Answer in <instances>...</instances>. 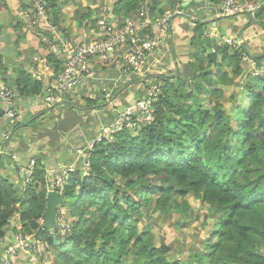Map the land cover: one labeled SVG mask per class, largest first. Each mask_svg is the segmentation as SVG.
Instances as JSON below:
<instances>
[{
  "label": "trees",
  "instance_id": "16d2710c",
  "mask_svg": "<svg viewBox=\"0 0 264 264\" xmlns=\"http://www.w3.org/2000/svg\"><path fill=\"white\" fill-rule=\"evenodd\" d=\"M31 1L0 0V14L11 13L17 5L31 9L37 0H33L34 5ZM38 1L48 25L64 34L61 8L63 1L72 0ZM223 1L203 0L215 7ZM253 1L262 5L256 17L263 19L264 0ZM89 3L100 9V0H81L75 12L78 26L98 32L100 20H92L96 10L89 8ZM182 4L180 0H114L113 15L117 21L113 20V24L117 22L115 27L120 30L127 20H138L144 9L157 20ZM189 8L181 7L183 11ZM188 19L194 24L193 30L187 32L191 33L192 51L185 69L188 72L183 73L180 65L163 75L145 76L141 85L144 91L136 94L135 99L141 100L149 89L148 82L161 84L159 99L152 105L154 120L138 124L135 129L124 127L109 141L95 144L86 160L89 176L77 169L64 181L60 190L62 206L75 220L66 233L59 222L56 235L41 224L45 220L48 180L40 159H35L32 176L26 175L24 180L15 181L0 172V240L4 242L7 236L12 239L9 244L3 243L0 264L8 248L18 243V237L23 241L30 237L26 242L28 250L36 248L37 239L53 248V264H264V87L257 88L260 78H242V48L236 50L222 41L216 43L209 37L210 24ZM23 29L21 23L6 28L16 32ZM5 34L0 30V43ZM38 34L63 50L51 32L39 29ZM30 35L31 28L25 36ZM6 39L9 44L10 38ZM20 40L18 37L17 46ZM39 46L48 53L47 63L56 80L64 70L66 54L57 53L42 42ZM214 49L216 52H211ZM27 54L29 59L14 69L20 75L11 88L15 103L29 92L38 96L43 89L25 72L29 65L37 68L32 61L37 52ZM7 70L5 64L0 66V78L5 82ZM241 80L239 97L236 94L231 99L227 110L218 101ZM207 102L214 103V107L205 109ZM96 105L90 101L88 109ZM7 108L15 112L13 106L0 101V119L6 118ZM45 116L27 127L40 123ZM10 121L7 120L9 132H20L23 126L16 117L13 126ZM136 129L138 137L133 138L132 130ZM117 178L121 179L120 185ZM49 181H56L55 171ZM191 200L204 207L202 216H194ZM154 215L161 217L163 224L172 222L179 230H187L197 220L206 237L201 240L200 230L196 238L188 236L184 240L185 248L177 249L176 254L171 249L167 252L163 241L157 244ZM54 237L59 244L54 243ZM24 254L18 248L13 259Z\"/></svg>",
  "mask_w": 264,
  "mask_h": 264
},
{
  "label": "crops",
  "instance_id": "0c3cea01",
  "mask_svg": "<svg viewBox=\"0 0 264 264\" xmlns=\"http://www.w3.org/2000/svg\"><path fill=\"white\" fill-rule=\"evenodd\" d=\"M182 1L184 2V0H180V2ZM185 4L167 12V14H172L170 26L164 34L157 31L156 34H160L161 42L148 54L147 69L145 64L141 70L144 73L143 75L165 74L167 71L176 70V67L180 65L186 69L192 52L190 48L191 33L187 32L194 28V24L188 19L190 17L194 21L201 20L203 23L210 24L208 30L215 32L221 41L225 40L230 48L236 50L242 48L244 50L245 56L241 63L244 72L242 76L244 78L247 76L260 78L257 88L262 90L264 87V18H252L246 14L222 17L220 16L221 5L215 7L209 2H203V0H195L194 2L188 0L186 6ZM189 6L190 8L187 10L190 12V14H187L188 18H180L185 16L180 12V10L182 11L181 7L186 8ZM184 21H187V23L185 24ZM149 33L151 32H146V34ZM25 34V41L23 42L25 45L20 51L37 52L32 59L33 63L37 64V68L33 69L29 65L28 68H25V72L31 75L34 81L40 82L43 89L38 96H32L29 92V95L16 101L13 105L16 122L21 123L23 126L20 132L16 134L14 131L9 132L7 120L10 119V126H13L15 123L12 120L15 117L0 119V172L15 181L20 178L24 180L27 165L38 158L47 171V182L53 184L49 181V175L52 172L62 168H82L90 150L94 147L95 141L101 136L102 129L109 127L115 121L113 113L124 107L126 108L128 104L135 101L139 90L133 89L134 96L132 100L125 99L131 94V89L128 88L130 82L128 81L131 76H136V74H131L129 77L128 74H125L124 59L122 57L117 64L93 65V78L83 77L81 85L74 92L48 106L45 104V98L50 95L56 77H54V72L47 63L46 50L39 46V34H36L37 39H35L32 32L27 37ZM63 35L66 38L68 37L67 33ZM10 36V34L2 36L0 66L2 67L3 64L7 66V83L13 82L12 87H14L15 80L20 78V75L14 69L21 66L27 59L22 58L17 53L14 59L10 55L5 56L4 47H9L6 38ZM185 38L188 39V43L184 42ZM72 39H68L66 45L76 48L71 44L75 42ZM55 42L58 41L55 39ZM88 42L90 40L82 41L79 45ZM64 43L60 42L59 44L63 45ZM49 48L53 49L52 47ZM60 52H63V50L57 53ZM241 81L243 82V80ZM103 89L108 90V96ZM111 94L112 99L109 100ZM83 100L87 103H83ZM90 101L97 103L92 109L95 112L100 111L99 114L101 115H96L93 111H90L92 109H88V102ZM56 104H59V106L53 108ZM111 106L114 107L113 110H110ZM102 111H106L108 114H104ZM42 115H46L44 120L29 128L27 127ZM53 186L54 184L50 185V189L47 188L48 192L53 190ZM11 240L10 236H7L4 242L9 244ZM4 242L0 240V255L4 251Z\"/></svg>",
  "mask_w": 264,
  "mask_h": 264
},
{
  "label": "built area",
  "instance_id": "2783aa9c",
  "mask_svg": "<svg viewBox=\"0 0 264 264\" xmlns=\"http://www.w3.org/2000/svg\"><path fill=\"white\" fill-rule=\"evenodd\" d=\"M261 9L262 5L253 0H224L221 5L220 16L229 17L247 14L252 18H256ZM176 12L180 13L179 11ZM171 18L172 14H166L163 18L153 20L149 12L144 9L139 13L138 20H127L126 25L120 30H118L115 25L111 26V24L101 21L99 23V38L92 42L79 45L76 48L68 47V45L64 43L62 45L63 52L66 54L64 70L56 79L50 95L45 98V104L48 106L53 105L67 94L74 92L81 85L83 77L93 78V63L96 62L95 60H106L104 63L108 61L116 62L119 57L121 58V56H124L126 61L125 74L137 75L142 73L141 70L147 62L148 54L159 42H161L160 34H156L157 31L161 32V34L166 33L170 26ZM148 31L154 32L155 35H145ZM54 50L58 52L60 48L55 46ZM103 91L107 94L108 90L103 89ZM158 94L159 96L161 94V88L159 87L151 86L147 89L141 100H135L130 103L112 125L102 129V134L97 138L95 144L109 141L114 134L121 131L124 127L134 128V126L138 124L150 123L153 116L152 105L154 102H157ZM0 101L7 107L13 106L15 103L11 88H9L7 82L1 78ZM5 116L13 118L15 117V112L7 108ZM35 164L36 160H32L30 166L26 170L32 174ZM70 170L72 171L71 168ZM57 180L58 185L55 184V186L58 189L56 191L59 192L62 190L63 183L66 180L62 177H57ZM60 221L59 219V224ZM42 222L44 223V221ZM22 244L23 240L18 239L16 245L10 246L4 255V261L9 264L10 252L13 253L11 255L12 259L14 255H17L18 248L25 250V248L21 246Z\"/></svg>",
  "mask_w": 264,
  "mask_h": 264
},
{
  "label": "rangeland",
  "instance_id": "374dc122",
  "mask_svg": "<svg viewBox=\"0 0 264 264\" xmlns=\"http://www.w3.org/2000/svg\"><path fill=\"white\" fill-rule=\"evenodd\" d=\"M80 2H81V0L63 1V6H62L61 9H62V12H63V14L65 16L64 17V21H63V27L66 29L65 33L68 34L67 38L64 37V35L61 34V31H58L56 29V27H53V26L51 27V26L48 25L47 16L45 15L44 10H42L41 1L36 2V5H34V2L32 0L30 3H32L34 5V7L31 8V9H23V8L20 7V5H17V9L12 10L11 13L0 14V28H1L0 30H1V32L2 33H6V35L7 34L11 35L10 37H8V38H10L9 39V47H7V48L4 47L5 48V50H4L5 52L2 50L4 52V54H5V56L10 55L14 59V57H16L17 54H19V55L22 54L21 55L22 58H25V59L28 58V55H29V54H27L28 51H20V50H22V48L25 45V43H23L25 41V39L23 41L21 35H24L29 28H31V32L34 34L35 39L38 38L36 36V34L39 31V29H43V31H46V32L47 31L51 32L54 35L53 39H56V41H58V42H65L66 43V41L68 39L70 40V39L73 38L72 40H75V42H73V43H71L70 41L69 42L72 45H74V47H78L77 45H79L80 42H82V41L85 42L87 40H90V42H92L93 40L98 39L99 38V35H98L99 33L98 32L96 33L93 30L92 31H87L85 28H79V26H78V20H77V18L75 16V12L78 10ZM185 2L187 3L188 0H184V2L182 1L183 4H185ZM113 3H114V0H100V3H99L100 9H97V6L93 5L91 3H89V5L87 4L89 6V8H91L92 10H96V13L94 14L92 20H100V22L101 21L107 22L108 24H111V26L112 25L117 26V22L113 24V20H116V18L113 15ZM187 10H185V11H183V10L181 11L180 10V12H181V14H185V15L190 14V12L187 11ZM168 14H171V13H168ZM14 23L15 24L21 23L24 26L23 31L20 32L18 30L16 32V31H12V30H10V31L6 30V28L8 26L14 25ZM184 23L186 24L187 21H184ZM7 24H9V25L7 26ZM208 33H209V37L213 38L216 43L221 41V39H219V37H217L215 32L209 31ZM145 35L154 36V34H152V32L149 33V34L145 33ZM40 36H41L40 39H38L39 42L45 43V44L53 47L52 46L53 40L52 41L49 40L44 35H40ZM18 37H21V40H20L21 44L17 46L16 45V40H17ZM222 41H223L222 43L227 44L229 46L228 43H225V40H222ZM184 42L188 43V39L185 38ZM183 50H185V49H183ZM211 52H216V50L214 49ZM45 54H48V53L45 51ZM121 58L124 59V65H125L126 61H125L124 56H121ZM121 58L119 57L116 60V62L108 61L106 63H104V61H106V60H103V61L95 60L96 62L93 63V65H95V64H98V65L117 64V63H119ZM218 60L220 62V59H218ZM206 64H207V61H206ZM217 64H219L218 61H217ZM182 69H183V73L188 72V70L185 71V67H182ZM226 71L230 74V76H232V72L229 69H226ZM143 74H144L143 72L140 73V74H137L134 79H130L128 81V82H130V83H128V88L131 89L130 90L131 94L129 95L128 98H125V99H131L132 100L133 96H134V94H133L134 90H139V92L140 91H144V90H142V86L141 85L144 82V80L146 79V78L143 79L146 74L145 75H143ZM139 76H141L142 78H139ZM242 78H244V77H242ZM186 80H189V78H186ZM241 83H242V81H239V84L234 85V86L230 87L228 90H226L225 93L223 94V96L219 99L218 103L223 105V107H225L227 110H229V108L231 106V99L233 97H235L236 94H237V98L239 97V91H241L239 85ZM151 86H156V87L161 88V84L160 83H154L153 84L152 82H148V88H150ZM108 95H109V92H108L107 96ZM111 97H112V94H111L110 98H108V99L111 100L112 99ZM158 99H159V94H158ZM83 103H85V102H83ZM214 105H215L214 103L207 102V104H205L204 108L207 109V110H210V109H212L214 107ZM124 108H122L121 110L113 113L114 116H115V120L123 113V111L125 110ZM113 109H114V107L111 106L110 110H113ZM90 111H93L96 115H101V114H99L100 111L95 112L94 109H92ZM102 112H104V114L105 113L108 114V112H106V111H102ZM119 112H121V113H119ZM153 120H154V116H152L151 122ZM136 127L137 126H134V129ZM132 132H133V138H137L138 137L137 129L136 130H132ZM27 136H29V135H27ZM88 157L89 156H87V158ZM87 158H86V160H87ZM77 169H81L83 171V173H84V176H86V177L89 176V164L87 162H85L82 165V168H73L72 171L70 169H65V168L56 170L55 171L56 181L53 182V184L54 185L55 184L58 185L57 177H62V178H64V180H67L69 175L72 174L73 172L77 171ZM25 173H26V175L28 177L32 176V174L29 173L27 170H26ZM116 182H117L118 185H120L121 184V179L117 178ZM53 184H50L49 182H47L48 189H50V185H53ZM55 191H56V189H55ZM190 204H191V207L193 209H195L194 216H197V215L198 216H200V215L202 216L203 211H204V207L200 208V204L194 202L193 200L190 201ZM58 210H59V214L58 215L61 216L60 217V220H61L60 221V226H61V228H63L62 229L63 232L66 233L70 229V225L73 222H75V220L73 218H71L68 210L65 207H63L62 205L59 207ZM152 218H156L155 221L157 222L156 223V227L153 229L154 233L157 234V237H158L157 244H160L161 241H163L164 245H165L164 249L167 252L171 249L172 252H173L172 254H176L175 251L177 249H179V248L180 249L185 248L184 247V240L187 239L188 236L189 237L190 236H195V238H196V236L199 235V232L201 230L200 229V223L197 220H193L191 225L188 227L187 230L184 229V228H181L179 230V229H176L175 227L172 226V222H170V224L169 223L163 224L162 223L163 221L161 220V217H159L158 215L157 216L154 215V216H152ZM42 223L43 222L41 221V224ZM142 226L143 225L140 224L141 228H142ZM18 228H20V225L18 226ZM57 232L54 231L52 234L56 235ZM60 232L62 234H64L62 231H60ZM200 236H201V240L204 239L206 237V232L204 230H201ZM17 239H19V237ZM28 240H30V237H27L26 240L23 241V244L21 245L22 247L25 248V250H24L25 254L22 257H17L16 259H13V258L11 259V255L13 253L10 252L11 255H10V258H9V264H53L54 257L52 258V253L53 254L55 253L53 248L48 247L46 244H43L41 241H39L37 239V241L34 242V245H36V248L34 250H28V248L26 247V242ZM191 242H193V241H191ZM177 258L183 260V256H181V255H178ZM185 258H186V255H185ZM4 259H5V257H4ZM4 259H3L4 264H8V262H5Z\"/></svg>",
  "mask_w": 264,
  "mask_h": 264
},
{
  "label": "water",
  "instance_id": "95a60500",
  "mask_svg": "<svg viewBox=\"0 0 264 264\" xmlns=\"http://www.w3.org/2000/svg\"><path fill=\"white\" fill-rule=\"evenodd\" d=\"M187 3L185 4V6ZM13 82H8V87L12 88ZM59 104H56L53 108L58 107ZM53 190L48 192L47 194V203H46V210L44 212V228L49 230L53 233L57 229V214L58 209L64 203L63 196L60 192L55 191L56 186L52 187ZM54 243L59 244V241L56 237H54Z\"/></svg>",
  "mask_w": 264,
  "mask_h": 264
}]
</instances>
